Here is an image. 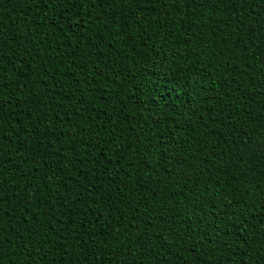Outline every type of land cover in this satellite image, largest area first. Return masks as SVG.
<instances>
[{"label":"trees","instance_id":"1","mask_svg":"<svg viewBox=\"0 0 264 264\" xmlns=\"http://www.w3.org/2000/svg\"><path fill=\"white\" fill-rule=\"evenodd\" d=\"M262 2L0 0V264H264Z\"/></svg>","mask_w":264,"mask_h":264},{"label":"snow or ice","instance_id":"2","mask_svg":"<svg viewBox=\"0 0 264 264\" xmlns=\"http://www.w3.org/2000/svg\"><path fill=\"white\" fill-rule=\"evenodd\" d=\"M48 2L51 4H59L60 0H48ZM82 2L85 8H87L90 4L94 8L99 5H106L110 9L120 8L122 10H125V15H126L127 10H130L131 8H133L139 2V0H82ZM261 6L264 7V2H262ZM104 15H105V23H108L111 20V17H109L107 13H105ZM81 23H83L82 20H77L73 26L74 27L79 26ZM15 63L16 61H13V64ZM16 92H19L20 95H16L15 94ZM24 96H25V93L21 91L20 89H16L15 92H13L12 94L8 96H5L3 90H0V154H3V155H0V176L3 175L4 171L8 170L5 167V164L7 163L8 165H11L12 163L11 160L5 161V159L3 158L4 155H6L8 151H10V149L4 148L2 146L3 128L5 127L3 123L5 119L4 113L7 112L9 108L20 109L22 103L23 104L32 103L33 92L31 89L27 90V99H25ZM36 99L39 100V97H37ZM41 107H47L46 103L44 105H41ZM80 110L81 111L86 110L84 105L80 106ZM261 139H264V137H261ZM257 145H259V141H257ZM15 147L16 146L13 145V148ZM2 195H3V187H0V199H2ZM0 255H2V253H0ZM29 255H31V253ZM59 264H65V261L61 260L59 261Z\"/></svg>","mask_w":264,"mask_h":264}]
</instances>
